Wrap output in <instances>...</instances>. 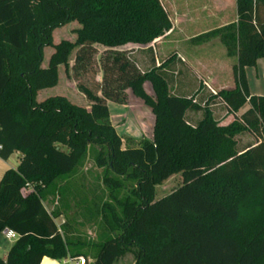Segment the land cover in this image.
I'll use <instances>...</instances> for the list:
<instances>
[{
  "label": "trees",
  "instance_id": "obj_1",
  "mask_svg": "<svg viewBox=\"0 0 264 264\" xmlns=\"http://www.w3.org/2000/svg\"><path fill=\"white\" fill-rule=\"evenodd\" d=\"M235 7V22L205 33L220 37L236 57L233 88L211 94L234 115L224 125L209 100L171 94L161 66L142 71L119 49L149 47L171 29L159 0H0V158L20 154L0 179V235H17L0 264L86 259L63 238L43 200L89 146L99 148L98 166L136 187L118 202L120 217L104 216L112 237L88 264H115L128 253L134 264H264V96L250 94L245 75L264 58V0H235ZM71 21L79 24L74 42L61 40L42 67L53 31ZM72 51L75 77L93 63L100 69L93 89L78 84L89 106L63 96L37 102L39 90L57 84ZM127 90L150 109L153 122L150 138L123 148L107 102H127ZM245 103L249 108L235 116ZM188 112L200 119L191 124ZM249 131L258 141L239 150L236 136ZM179 172L182 184L155 200V186ZM118 182L104 178L114 188ZM27 184L32 190L24 194Z\"/></svg>",
  "mask_w": 264,
  "mask_h": 264
},
{
  "label": "rangeland",
  "instance_id": "obj_2",
  "mask_svg": "<svg viewBox=\"0 0 264 264\" xmlns=\"http://www.w3.org/2000/svg\"><path fill=\"white\" fill-rule=\"evenodd\" d=\"M198 2L203 4L205 0H193L189 2L191 8L195 7V4H198ZM227 18L230 21L234 19L233 10L232 12L229 11ZM78 27L79 24L76 21H71L53 31L52 44L42 49V67H47L49 57L54 52V46L61 40L74 42V31ZM180 28L184 30V33H186L188 37L194 36L186 41L187 45H202L203 43L207 45V43L214 41L211 43L212 46L223 50L228 64L232 66V68L236 64V57L234 55H227L226 46L222 43L220 37L210 34L207 36L205 35L206 31L210 32L223 27ZM224 32L225 31H222L221 33ZM163 39L162 37L157 42L154 41L151 44L152 46L150 45L152 49L156 48L158 52V44L163 41ZM154 45L155 47H153ZM139 48L138 45H126L119 49L125 50L139 66ZM97 49L99 52L104 50L102 46H97ZM73 57L74 51H72L69 57L68 64L59 66L56 85L43 88L37 92V102L50 96H63L70 102L81 107L89 106L90 103L79 90L78 84H84L93 89L95 83H99L101 80L100 69L98 64L93 63L86 73L81 74L77 78L73 75L71 70ZM263 70L264 60L257 66V69L256 67L247 68L246 79L250 93L264 96ZM226 73V77H228L230 82L225 83V86H232L233 71L229 70ZM144 89L147 94L152 95L149 83L144 84ZM213 90L218 91L216 88H213ZM126 97H128L127 102L125 101L122 104L107 102L110 110V118L116 128V132L122 138L123 148L138 147L142 137H151L153 115L150 109L143 104V101L134 97L129 90L126 91ZM141 107H144L145 112L139 111ZM210 108L214 110L219 108V106ZM233 117L234 115L228 117L225 121L222 119L218 122L227 124L229 119L231 121ZM236 139L238 141V149L258 141L257 135L250 131L237 135ZM98 150V147L89 146V149L76 170L62 182H58L57 185H59V187L56 189L57 193L54 191L53 196H50V201H53L52 203L57 202V205H53L52 203L46 204L49 211L61 215L58 220V227L63 238L74 245L78 252L83 253L90 263L93 262L97 246L106 239L112 237V233L104 222V216L110 220L112 211H115L116 215L120 217L121 210L118 202L123 201L136 187L135 181L113 174L106 166H98L96 162ZM104 178H111L112 180L119 181V187L114 188L104 184ZM181 184V173L172 174L165 181L155 186V200L167 195ZM134 262V255L128 253L115 264H134Z\"/></svg>",
  "mask_w": 264,
  "mask_h": 264
},
{
  "label": "crops",
  "instance_id": "obj_3",
  "mask_svg": "<svg viewBox=\"0 0 264 264\" xmlns=\"http://www.w3.org/2000/svg\"><path fill=\"white\" fill-rule=\"evenodd\" d=\"M159 1L169 16L171 29L162 36L164 39L158 44V52L156 48L152 49L151 44V46L149 45V47L145 48L139 46L140 69L142 71H148L152 67L161 66V70L167 78L168 88L171 94L186 97L194 96L196 100L201 102L209 100L210 107L219 106V108L212 110L216 120L220 121L223 119L225 121L232 115L227 112L226 108L221 103L211 99V92L206 85L210 86L212 89L216 88L217 90L233 88L234 82L232 86H225V83L230 82L228 77H226V72L229 70L231 71L232 66L228 64L223 50L212 46L211 43L214 41L207 43V45L204 43L202 45H187L186 41L194 36L188 37L180 27H223L233 23L236 21L235 0H205L203 4L198 2V4H195L196 6L192 8L189 2L193 0ZM232 10L234 12V19L230 21L227 17L229 11L232 12ZM160 38L155 40V42L160 40ZM153 47H155V45ZM263 60L264 58L259 59L254 67L257 69V66L261 64ZM246 71L247 68L245 69V75ZM248 108L249 105L244 104L237 113H235V116H240ZM139 111L145 112L144 107H141ZM200 116V113L188 112L187 120L191 124H195L200 119ZM229 122L230 119L228 123ZM246 146H248V144ZM246 146L239 150L244 149ZM19 160L20 154L18 152H13L6 160L0 158V179L7 169H15ZM53 191L54 190H51L43 200V205L48 212L51 211H49L46 204L53 202L50 201V196H53L54 193ZM55 193H57V190H55ZM52 204L57 205V202ZM56 215L58 217L54 222L58 227V220L61 215H59V213H56ZM16 239L8 240L5 234L2 233L0 235V259H5L9 248ZM40 264H70V262L69 259L59 262L43 258Z\"/></svg>",
  "mask_w": 264,
  "mask_h": 264
},
{
  "label": "built area",
  "instance_id": "obj_4",
  "mask_svg": "<svg viewBox=\"0 0 264 264\" xmlns=\"http://www.w3.org/2000/svg\"><path fill=\"white\" fill-rule=\"evenodd\" d=\"M152 44V43H151ZM262 76L264 77V71L262 73ZM209 89V91L211 92V94H216V91L213 90L210 86L206 85ZM223 105H225V103L223 102L222 103ZM32 190V186L27 184L26 187L23 189V193L26 194L28 192H30ZM5 237L8 239V240H13V239H16L17 238V235L13 232H10V231H7V233L5 234ZM69 262L70 264H88L89 261L86 260L85 258L83 257H79V258H76V259H69Z\"/></svg>",
  "mask_w": 264,
  "mask_h": 264
},
{
  "label": "water",
  "instance_id": "obj_5",
  "mask_svg": "<svg viewBox=\"0 0 264 264\" xmlns=\"http://www.w3.org/2000/svg\"><path fill=\"white\" fill-rule=\"evenodd\" d=\"M6 233H7V231H4V232H3V234H6Z\"/></svg>",
  "mask_w": 264,
  "mask_h": 264
}]
</instances>
